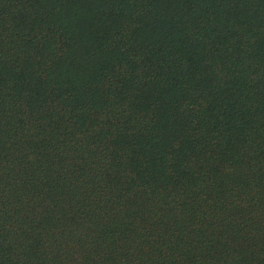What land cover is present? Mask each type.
<instances>
[{"label":"trees","instance_id":"16d2710c","mask_svg":"<svg viewBox=\"0 0 264 264\" xmlns=\"http://www.w3.org/2000/svg\"><path fill=\"white\" fill-rule=\"evenodd\" d=\"M0 264H264V0H0Z\"/></svg>","mask_w":264,"mask_h":264}]
</instances>
